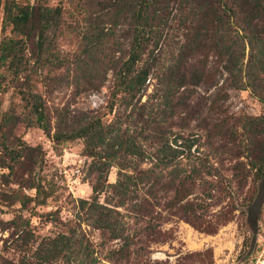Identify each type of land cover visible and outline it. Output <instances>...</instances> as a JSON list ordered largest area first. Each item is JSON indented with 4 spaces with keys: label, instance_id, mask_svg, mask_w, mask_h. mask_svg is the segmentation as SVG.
Returning a JSON list of instances; mask_svg holds the SVG:
<instances>
[{
    "label": "trees",
    "instance_id": "16d2710c",
    "mask_svg": "<svg viewBox=\"0 0 264 264\" xmlns=\"http://www.w3.org/2000/svg\"><path fill=\"white\" fill-rule=\"evenodd\" d=\"M24 1L22 5H13L10 0H0L1 30L9 27L15 36L1 39L0 66L6 67L12 75L22 66L25 43L35 37L36 51H41L45 31L55 27L59 18V9L47 7L43 0ZM104 10L115 18L126 17L130 36L125 59L114 73L109 110L116 104L143 109L139 101L145 95L156 59L169 32H180L182 41L177 44L176 56L162 73L155 75L158 87L152 95L161 122L173 118L184 122L180 113L186 106L184 102L200 85H212L216 92L206 107V115L194 118L196 126L203 125L204 142L210 153L197 154L191 150V144L199 143L196 135L190 146L182 147L174 142L173 148L161 133H144L146 128L158 124L153 118L144 120L142 112L136 114V123L141 127L138 131H129L114 122L104 124L100 118L92 117L76 129L50 135L43 105L37 97L25 95L21 98L31 118L26 123L28 126L35 125L54 142H82L83 156L90 160L94 181L90 197L79 200L78 209L102 234L112 240L122 239L123 229L117 227L116 222L109 224L113 217L108 208L97 203L106 187L108 171L116 164L119 177L108 185L118 200L115 205L128 201L132 213L148 220L136 234L146 238L153 236L155 227L150 220L157 218L153 217L151 206L159 207L164 198L157 194L167 192L171 193L170 201L161 206L165 213H175L192 228L212 234L230 221L236 206L230 203L207 215L204 202L214 198L209 190L215 187L219 196L230 200L228 188L234 184L242 196L238 215L250 230V241L256 240L257 222L264 205V114L236 115L230 113L224 103L228 90H233L247 91L264 105V0H109ZM1 131L0 125V168L6 169L7 175L17 177L24 161L32 172L38 149L27 147L18 138L16 142L4 141ZM147 139L159 143L158 149L150 155L142 150L139 142ZM219 155L228 159L229 166L224 169L229 172L228 180L220 168L209 162V157ZM147 159L153 167L138 169ZM182 159L190 163L180 165ZM130 167L135 173L122 172ZM166 169H169V177L162 186L158 182L161 171ZM26 182L27 188L34 189L36 197L44 194L38 177L33 178L28 172ZM145 196L152 202H147ZM30 200L24 197L20 204L24 206ZM123 242L126 243V238ZM13 247L15 249V240ZM18 249L21 257L6 264H55L58 259H63L64 264H73L79 243L71 232L57 233L41 239L32 252L24 239Z\"/></svg>",
    "mask_w": 264,
    "mask_h": 264
},
{
    "label": "rangeland",
    "instance_id": "374dc122",
    "mask_svg": "<svg viewBox=\"0 0 264 264\" xmlns=\"http://www.w3.org/2000/svg\"><path fill=\"white\" fill-rule=\"evenodd\" d=\"M10 1L13 5L25 3L24 0ZM43 4L51 9L58 8L59 18L55 27L45 31L42 50L36 51V38L31 37L23 47L22 66L17 74L12 75L6 67L0 66V125L3 140L16 142L18 138L27 147L38 149L32 172L24 161L17 177L7 175V170L0 168V264L16 262L21 257L18 245L23 239L32 252L41 239L69 232L79 243L73 264L250 263L254 259L258 241L264 237V205L257 222L256 240L250 241V230L238 215L241 210L238 202L242 196L234 184L228 188L232 196L230 200L219 196L215 187L209 190L214 198L211 202H204L207 215L211 216V213L230 203L236 206L230 221L219 226L212 234L192 228L175 213H165L161 206L170 201V192L158 193L164 200L159 202V207L151 206L153 217L157 218L150 220L151 226L155 227L153 236L146 238L136 234L148 220L132 213L128 201L115 205L118 200L108 185L119 177L116 164L108 171L106 187L98 196L97 203L108 208V213L113 217L108 223L116 222L115 225L123 229L122 239L112 240L102 234L78 209V201L90 197V186L94 181L90 160L83 156L82 142H54L35 125L28 126L26 123L31 118L21 97L29 94L37 97L44 107L50 135L76 129L92 117L100 118L104 124L114 122L129 131H138L141 127L136 123V114L142 112L144 120L153 118L158 124L148 130L146 128L144 133H161L173 148L174 142L178 146H190L193 135H196L199 143L191 144V150L197 151V154H209L210 148L204 142L203 125L196 126L194 118L206 115V107L214 98L216 89L212 85L202 84L189 96L184 102L186 106L180 111L184 122L176 118L161 122L152 95L158 87V80L154 77L171 64L179 41H182L180 32L172 30L156 59L145 95L140 98L139 105L143 104V109L116 104L110 111L108 105L114 73L125 59L130 38L127 18L106 14L104 8L109 0H43ZM10 36L15 38L10 28L1 30L0 26V41ZM224 106L236 115L264 114V105L247 91L228 90ZM139 142L147 155L159 147L156 140ZM209 162L220 168L223 177L228 180L229 172L224 170L229 166L226 156L209 157ZM180 163L184 166L190 162L182 159ZM151 167L152 163L147 159L138 169ZM168 171H161L159 185H166ZM28 172L40 180L44 191L42 196L36 197L34 189L27 188ZM122 172L135 173L131 167ZM205 179L213 182L211 178ZM24 197L31 200L22 206L20 199ZM145 199L152 202L147 196ZM125 238L126 243L123 242ZM55 264H64V260L58 259Z\"/></svg>",
    "mask_w": 264,
    "mask_h": 264
},
{
    "label": "built area",
    "instance_id": "2783aa9c",
    "mask_svg": "<svg viewBox=\"0 0 264 264\" xmlns=\"http://www.w3.org/2000/svg\"><path fill=\"white\" fill-rule=\"evenodd\" d=\"M249 264H264V237L258 241L254 259Z\"/></svg>",
    "mask_w": 264,
    "mask_h": 264
}]
</instances>
